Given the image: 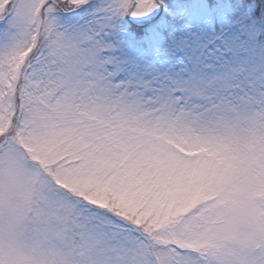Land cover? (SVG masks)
Here are the masks:
<instances>
[{
    "label": "snow or ice",
    "instance_id": "6c2138e0",
    "mask_svg": "<svg viewBox=\"0 0 264 264\" xmlns=\"http://www.w3.org/2000/svg\"><path fill=\"white\" fill-rule=\"evenodd\" d=\"M0 264H264V0H0Z\"/></svg>",
    "mask_w": 264,
    "mask_h": 264
}]
</instances>
